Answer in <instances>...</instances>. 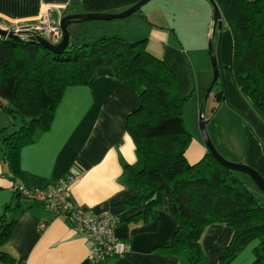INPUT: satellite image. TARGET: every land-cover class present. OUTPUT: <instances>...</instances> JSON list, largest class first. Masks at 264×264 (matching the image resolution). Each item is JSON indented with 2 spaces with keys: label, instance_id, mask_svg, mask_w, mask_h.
I'll return each mask as SVG.
<instances>
[{
  "label": "trees",
  "instance_id": "trees-1",
  "mask_svg": "<svg viewBox=\"0 0 264 264\" xmlns=\"http://www.w3.org/2000/svg\"><path fill=\"white\" fill-rule=\"evenodd\" d=\"M215 1L233 39L229 70L245 101L264 122V0ZM101 68L112 69L140 100L126 124L136 162L125 166L124 185L137 193L122 205L126 209L144 206L132 220H150L165 195L178 224L171 245L164 248L167 256L187 252L188 264H206L201 238L210 226L225 225L233 236L220 264L236 255L247 236L260 240L254 264H264V201L210 153L189 165L187 151L193 137L184 122L188 98L179 89L176 72L149 51L146 39L129 42L104 36L90 44L71 41L68 50L58 55L32 39L0 37V111L21 122L13 133L6 128L0 131V137L7 134L0 149L15 180L26 181L20 168L21 150L51 130L65 91L91 86ZM212 94L224 102V82L219 80ZM21 196L15 192L16 200ZM10 209L0 218V262L16 264L2 250L15 227L8 217ZM36 209L44 211L37 202L31 205V210Z\"/></svg>",
  "mask_w": 264,
  "mask_h": 264
},
{
  "label": "crops",
  "instance_id": "crops-1",
  "mask_svg": "<svg viewBox=\"0 0 264 264\" xmlns=\"http://www.w3.org/2000/svg\"><path fill=\"white\" fill-rule=\"evenodd\" d=\"M140 1L0 0V19H35L45 5L55 6L52 17L58 22L70 15H115L126 12ZM156 8L153 5L147 12L140 10L130 16L132 18L73 24L68 29L71 41L90 44L81 42L83 32L89 33L93 42L104 36H119L129 42L146 39L149 51L177 74L176 66L185 65L182 51L172 38L171 25L160 23L167 20L166 15ZM179 89L184 92L181 85ZM223 103H227L229 113L242 122L244 135H241V155L236 157V162L251 167L264 178V122L232 83L227 86ZM139 104L138 94L120 82L110 68L99 69L91 86L67 89L51 130L21 150L24 183L30 189H43L71 174L75 178L71 187L74 206L92 216L117 215L119 223L115 234L126 244V252L121 257L110 258L107 264H188L187 252L174 256L164 252L178 230L167 196H163L161 208L154 210L147 222L132 220L144 206L126 209L122 205L137 193L125 187L124 168L136 162L135 145L127 134L126 124L129 114ZM20 125V120L13 122L0 111V131L6 128L8 133H13ZM6 135L0 137V143ZM202 141L193 137L187 151L189 165L208 153ZM15 179L0 149V218L11 207L8 217L15 221L10 240L2 250L11 254L16 264H93L89 261L90 242L68 225L65 214L31 210L35 202L29 198L21 196L20 201L16 200L12 189L22 181ZM242 180L255 196L264 199L248 178ZM232 236L233 230L225 225L207 229L200 241L207 257L206 264H220ZM259 244L258 238L247 236L227 264H254V250Z\"/></svg>",
  "mask_w": 264,
  "mask_h": 264
},
{
  "label": "rangeland",
  "instance_id": "rangeland-1",
  "mask_svg": "<svg viewBox=\"0 0 264 264\" xmlns=\"http://www.w3.org/2000/svg\"><path fill=\"white\" fill-rule=\"evenodd\" d=\"M153 5L157 6L156 11L166 15L167 20L163 19L160 23L171 25L169 30L172 32V38L181 49L185 62V65L176 67L179 85L184 90L182 93L188 98L184 107L187 131L192 137L203 140L200 129V113L203 110V117L208 122L207 133L217 151L225 160L237 163L236 157L241 155V135H244L241 120L229 113L227 103L219 102L217 96L212 93L202 109L207 90L213 80L210 41L213 40L214 52L218 59L219 80L224 82L226 91L231 83L237 89L229 70L233 53L231 33L224 25L222 29L215 27L214 8L209 0H153L141 10L147 12ZM82 37V43H94L89 33L83 32ZM237 175L252 182L251 178L244 174Z\"/></svg>",
  "mask_w": 264,
  "mask_h": 264
},
{
  "label": "built area",
  "instance_id": "built-area-1",
  "mask_svg": "<svg viewBox=\"0 0 264 264\" xmlns=\"http://www.w3.org/2000/svg\"><path fill=\"white\" fill-rule=\"evenodd\" d=\"M55 6L45 5L35 19H0V29L18 37L40 36L52 44L63 38L60 22L52 17ZM75 178L69 175L43 189H30L24 182L14 184L13 191L42 205L44 211L54 215L65 214L68 225L91 244L89 261L93 264H107L110 258L121 257L126 252V244L117 238L115 228L119 218L114 214L89 215L77 208L71 201V187Z\"/></svg>",
  "mask_w": 264,
  "mask_h": 264
},
{
  "label": "water",
  "instance_id": "water-1",
  "mask_svg": "<svg viewBox=\"0 0 264 264\" xmlns=\"http://www.w3.org/2000/svg\"><path fill=\"white\" fill-rule=\"evenodd\" d=\"M151 1H153V0H141L134 7H132L131 9H129L126 12H123L121 14H115V15H111V14H81L80 15L79 14V15L66 16L59 23L61 30L63 32V38H62L61 42H59L58 44H52L49 40H47L46 38L40 37V36H34V37L14 36L12 34H8L7 32H5L1 29H0V36L3 38L11 39V40L32 39L33 41L38 42L41 45L45 46L51 52L58 54V55H62L68 50L70 42H71V34L68 30L71 25L83 24V23L94 22V21L110 22V21H114V20L125 19V18H128V17L134 15L135 13L139 12L145 5H147ZM209 1L212 3L213 8H214L213 20L215 23V27L218 26L219 29H222L223 28V19H222L221 13L219 11V8L217 6V3L215 2V0H209ZM209 52H210V56H211V64H212V69H213V80H212V82H211V84L207 90V93L205 96V101L202 105V109L206 105V101L209 98V96L211 95L212 90H213L214 86L217 84L219 77H220L219 68H218V59H217V56H216V54L214 52V48H213V40L210 41V43H209ZM203 115H204V112H203V110H201V113H200V129H201V134L203 137V142H204V145H205L208 153L212 154L214 156V158L217 160V162H219L222 166H224L228 170H231L233 172H237L239 174H244V175L250 177L252 182L256 185V187L259 189V191L261 192V194L264 197V178L257 171L252 169L251 167L244 165V164H240V163H231V162L225 160L221 156V154H219V152L217 151V149L213 145V142H212L209 134L207 133L206 126H207L208 122L205 121Z\"/></svg>",
  "mask_w": 264,
  "mask_h": 264
}]
</instances>
